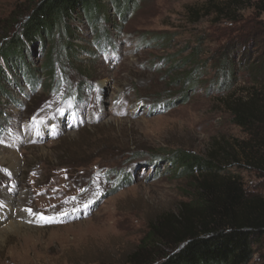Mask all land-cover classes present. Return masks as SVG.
I'll use <instances>...</instances> for the list:
<instances>
[{
	"label": "rangeland",
	"instance_id": "374dc122",
	"mask_svg": "<svg viewBox=\"0 0 264 264\" xmlns=\"http://www.w3.org/2000/svg\"><path fill=\"white\" fill-rule=\"evenodd\" d=\"M39 1L0 0V47ZM221 1L137 0L122 22L103 0L105 36L97 41L79 16L74 56L53 82L10 70L9 97L0 96V264H161L186 244L176 220L196 197L197 178L165 164L175 152L213 155L217 181L236 177L264 197V180L236 160L246 135L222 104L257 73L264 86V0L230 8L233 22L189 13ZM45 50L29 53L36 72ZM8 217L18 225L6 227ZM190 222L199 233L193 211ZM255 261L264 264V249Z\"/></svg>",
	"mask_w": 264,
	"mask_h": 264
},
{
	"label": "trees",
	"instance_id": "16d2710c",
	"mask_svg": "<svg viewBox=\"0 0 264 264\" xmlns=\"http://www.w3.org/2000/svg\"><path fill=\"white\" fill-rule=\"evenodd\" d=\"M102 1L40 0L31 11L23 32L0 47V96L5 94L2 83L12 69L33 85L41 77L50 83L55 80L59 63L74 56L72 50L75 47L71 43L76 30L72 24L80 20L79 16L94 30L97 41L101 40L105 34L100 25L109 22V11H105ZM110 1L122 22L128 11L135 10L137 3V0ZM240 2L242 0H223L204 5L199 10L190 9L189 13L196 18L203 12L205 17L233 22L235 13L230 8L238 7ZM36 47L40 51L46 48L37 72L32 68L33 63H28L29 53ZM227 62V57H223L220 66ZM260 75L257 73L248 85L239 87L240 95L235 89L228 90L222 104L232 124L246 135V140L234 143L233 148L238 153L236 160L264 180V86L260 84ZM186 81L189 86H196L192 75ZM225 84L230 87L232 83L226 80ZM220 85L222 82L216 84ZM2 122L0 110V135L4 130ZM165 162L174 169L176 176L197 178V185L194 201L182 206L181 221L176 220L179 226L182 225L187 242L172 255H167L161 264H260L253 259L264 249V197L252 194L236 177L226 175L217 181L218 172L213 167L217 160L213 155L202 159L179 151L169 154ZM192 211L200 217L199 233L190 222ZM163 223L165 221L152 230L156 231Z\"/></svg>",
	"mask_w": 264,
	"mask_h": 264
},
{
	"label": "bare ground",
	"instance_id": "6f19581e",
	"mask_svg": "<svg viewBox=\"0 0 264 264\" xmlns=\"http://www.w3.org/2000/svg\"><path fill=\"white\" fill-rule=\"evenodd\" d=\"M18 214V213H17ZM18 218V217H17ZM10 220V221H9ZM18 220V219H17ZM9 221V222H8ZM4 222H5V225H7L6 227H8V226H10V225H12V224H17L18 225V223H16V221L14 220V219H12V217L10 218V217H8L6 220H4ZM8 222V223H7ZM11 223V224H10ZM6 229V228H5Z\"/></svg>",
	"mask_w": 264,
	"mask_h": 264
},
{
	"label": "snow or ice",
	"instance_id": "6c2138e0",
	"mask_svg": "<svg viewBox=\"0 0 264 264\" xmlns=\"http://www.w3.org/2000/svg\"><path fill=\"white\" fill-rule=\"evenodd\" d=\"M29 211V214H31V210H28ZM41 219L43 220L44 219V217H41Z\"/></svg>",
	"mask_w": 264,
	"mask_h": 264
}]
</instances>
